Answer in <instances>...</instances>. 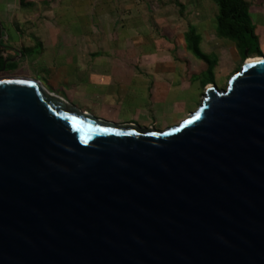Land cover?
Segmentation results:
<instances>
[{"label": "water", "instance_id": "1", "mask_svg": "<svg viewBox=\"0 0 264 264\" xmlns=\"http://www.w3.org/2000/svg\"><path fill=\"white\" fill-rule=\"evenodd\" d=\"M0 264H264V57L162 131L1 77Z\"/></svg>", "mask_w": 264, "mask_h": 264}, {"label": "crops", "instance_id": "2", "mask_svg": "<svg viewBox=\"0 0 264 264\" xmlns=\"http://www.w3.org/2000/svg\"><path fill=\"white\" fill-rule=\"evenodd\" d=\"M21 1L0 0L4 57L26 78L40 76L54 89L48 92L79 111L141 119L155 111L175 114L188 95L198 94L203 62L188 51L180 58L150 53L151 0H23L24 6ZM244 1L264 54V0ZM194 18L209 22L208 14ZM192 28L200 50L211 53L202 47L211 33L204 24ZM234 50L226 52L232 56Z\"/></svg>", "mask_w": 264, "mask_h": 264}, {"label": "rangeland", "instance_id": "3", "mask_svg": "<svg viewBox=\"0 0 264 264\" xmlns=\"http://www.w3.org/2000/svg\"><path fill=\"white\" fill-rule=\"evenodd\" d=\"M150 2V19H149V37H148V49L150 53L155 50L159 56L163 58H180V53L186 50V46L182 41V37L188 31L189 28L198 27L204 24V28L207 29L211 36L204 40L203 49H206L207 55H212L215 58L218 50H221L220 61L217 59V67L213 69L214 85L223 90L227 86V81L235 72L238 71L241 66V61L238 52L235 55L230 56L226 51L232 49L235 51L234 44L230 41L220 39L216 30L214 31V25L216 24V18L220 13L226 10L227 0H151ZM164 2V5H163ZM171 3V4H170ZM247 4V3H246ZM248 5V4H247ZM181 7V8H180ZM248 10V9H247ZM208 14L209 22H203L195 20L194 16L198 19H202V15ZM213 19V20H212ZM199 39V46L201 39ZM159 45L157 49H152ZM200 49V47H199ZM35 52V51H34ZM189 53V52H188ZM219 55V54H217ZM264 57V54H262ZM198 61V60H197ZM219 62V63H218ZM19 66H17L18 68ZM26 77L23 72L17 70L13 65L12 69L1 72V77ZM38 82L47 91L53 92L54 90L44 79L40 76ZM34 78V80H35ZM33 79V78H31ZM199 81V79H197ZM198 94L195 92L191 96L188 95L187 100L176 106L174 109H178L177 113H168L169 111H155L147 115L146 118L132 117L130 119L118 121L113 119L111 115H101L100 113L92 114L94 118L109 122L115 125H136L138 128L162 131L164 129L171 128L181 121H183L187 114H191L195 110L202 97L204 89L199 81Z\"/></svg>", "mask_w": 264, "mask_h": 264}, {"label": "trees", "instance_id": "4", "mask_svg": "<svg viewBox=\"0 0 264 264\" xmlns=\"http://www.w3.org/2000/svg\"><path fill=\"white\" fill-rule=\"evenodd\" d=\"M227 1L226 10L216 18L217 36L234 44L241 61H244L245 53L249 58L263 57L259 49L258 39L254 33V26L248 18V5L244 0ZM21 4L25 5L23 0ZM184 43L186 50L194 58L206 65L205 72L198 76L202 88L204 89L207 85L214 84L212 71L217 64V59L212 55L203 53L199 49L198 38L193 28H189L184 34ZM4 49L6 48L3 45V30L0 23V73L13 67V63H10L3 55L5 53ZM3 68L4 70L2 71Z\"/></svg>", "mask_w": 264, "mask_h": 264}, {"label": "bare ground", "instance_id": "5", "mask_svg": "<svg viewBox=\"0 0 264 264\" xmlns=\"http://www.w3.org/2000/svg\"><path fill=\"white\" fill-rule=\"evenodd\" d=\"M178 125V124H177ZM177 125H175V126H177ZM175 126H173V127H175Z\"/></svg>", "mask_w": 264, "mask_h": 264}]
</instances>
